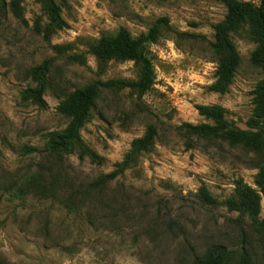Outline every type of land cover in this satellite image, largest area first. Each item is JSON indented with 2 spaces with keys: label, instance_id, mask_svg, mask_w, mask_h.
<instances>
[{
  "label": "rangeland",
  "instance_id": "374dc122",
  "mask_svg": "<svg viewBox=\"0 0 264 264\" xmlns=\"http://www.w3.org/2000/svg\"><path fill=\"white\" fill-rule=\"evenodd\" d=\"M0 0V259L9 264H191L208 249L228 251L224 264H264V227L231 210L236 182L255 189L264 219V148L232 144L214 133L198 107L218 108L230 125L261 124L251 63L254 43L243 25L231 33L239 65L226 90L215 91L219 55L214 25L219 0ZM258 4L259 0H242ZM152 89L99 88L79 137L49 150L69 119L60 104L95 81L132 79V61L100 67L89 45L125 28L147 32ZM41 88V89H40ZM40 89V90H39ZM149 127L148 151L122 166ZM200 128V129H197ZM203 188L215 200L200 199Z\"/></svg>",
  "mask_w": 264,
  "mask_h": 264
},
{
  "label": "trees",
  "instance_id": "16d2710c",
  "mask_svg": "<svg viewBox=\"0 0 264 264\" xmlns=\"http://www.w3.org/2000/svg\"><path fill=\"white\" fill-rule=\"evenodd\" d=\"M226 8V14L222 21L214 25V42L210 44L214 53L219 55L216 70V83L212 86L215 91H225L230 84L234 72L239 65V57L234 44L231 41V33L247 25L249 38L254 43L251 52V63L259 67L262 78L255 89V104L261 124L252 122L258 130L255 132L238 129L223 118L218 108L198 107L200 114L215 121L216 125L206 127L203 130L207 134L214 133L232 144H243L254 149L264 148V0L258 4L242 0H219ZM20 0H12V6L17 10ZM4 0L1 6L3 7ZM167 26V19L160 18L145 33L132 36L125 28L119 29L114 34L102 35L89 45V53L92 54L98 65L104 67L112 60L132 61L139 68L137 79H109L95 81L93 84L78 89L60 104L59 111L69 119L65 130L50 135L46 148L52 151L66 149L79 137V130L87 122L94 103V98L99 88L110 90L131 89L139 96L150 91L155 83V73L149 44L156 42L160 34V26ZM41 89V88H40ZM39 89V90H40ZM155 131L149 127L142 138L134 141L122 166H129L141 152H146L153 144ZM256 184L264 193V171L260 170L256 175ZM201 200L208 204H214L215 200L208 192L201 188L198 192ZM231 210L240 211L250 217L252 223L258 227H264V219L259 220L260 197L255 189L242 183L236 182L233 198L224 202ZM228 251L221 247L208 249L202 256L196 258L191 264H224ZM0 264H9L5 259H0ZM238 264H249L245 257L239 258Z\"/></svg>",
  "mask_w": 264,
  "mask_h": 264
}]
</instances>
